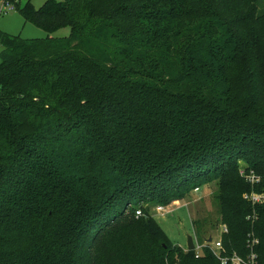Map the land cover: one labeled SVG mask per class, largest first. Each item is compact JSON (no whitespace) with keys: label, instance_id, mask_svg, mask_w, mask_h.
<instances>
[{"label":"trees","instance_id":"16d2710c","mask_svg":"<svg viewBox=\"0 0 264 264\" xmlns=\"http://www.w3.org/2000/svg\"><path fill=\"white\" fill-rule=\"evenodd\" d=\"M262 2L16 3L48 35L71 34L0 31V264H102L116 247L102 237L128 212L215 180L226 254L247 256L254 232L264 264V204L243 198L264 191ZM140 208L128 227L159 247L136 244L127 264H221L174 245Z\"/></svg>","mask_w":264,"mask_h":264},{"label":"rangeland","instance_id":"374dc122","mask_svg":"<svg viewBox=\"0 0 264 264\" xmlns=\"http://www.w3.org/2000/svg\"><path fill=\"white\" fill-rule=\"evenodd\" d=\"M7 1L11 2L12 0ZM29 1H31L35 9H40L46 0H16L20 7ZM56 1L63 2L65 0ZM260 10H264V2L260 5ZM4 11L5 0H0V31L10 35L20 36L22 39L29 40L45 39L49 36L52 38H67L71 34L70 28H64L52 35H48L32 23L26 22L18 9L9 13ZM1 51L2 48H0ZM248 164L244 160L238 162L241 177L251 185L248 179L252 176H258L250 171ZM258 178L260 180L259 184H262V178ZM219 186L220 182L218 180L210 183L204 182L199 187L188 190L181 200L176 197L168 201H166V198H161L138 205V209L135 212H128L125 218L122 219L121 225L124 226L122 229L118 231V228H116L113 232L107 233L105 237H102L105 240L101 244L109 242V247H116L110 251L112 257H108L107 260L102 257L103 261L101 263L127 264L131 256L130 250H134L137 247L136 244L143 249H152V252L159 247V244L151 240L142 228L128 227L130 221L138 222L141 220L144 210H140V207L144 206L147 207L151 215L177 247L186 250L187 247L185 245L187 246L189 236H193L194 239L196 238L201 242L200 237L196 233L197 221L204 222V228L201 230L203 231V237L217 239L221 232V226L224 225L220 221L219 202L216 198ZM124 236L125 238L122 239Z\"/></svg>","mask_w":264,"mask_h":264},{"label":"built area","instance_id":"2783aa9c","mask_svg":"<svg viewBox=\"0 0 264 264\" xmlns=\"http://www.w3.org/2000/svg\"><path fill=\"white\" fill-rule=\"evenodd\" d=\"M15 6L10 1H5V13L15 11ZM249 182L252 185H257L260 183V180L256 176H252L249 179ZM248 201L252 206L264 204V191L262 193L251 192L246 193L243 197ZM258 214L254 212L253 215L247 217V220L254 225L258 221ZM220 235L217 239L212 238V242L208 243L207 239H204L202 242L194 239V250L196 258H201L204 256L205 250H208L212 255L221 263V264H259L258 255L255 252V248L259 244V239L255 236L254 232H251L248 235L247 239V248L249 249V254L245 257L240 256L237 253L232 255L226 254L225 247L223 245V236L229 233V228L227 225L221 226ZM186 251H189L188 248Z\"/></svg>","mask_w":264,"mask_h":264},{"label":"water","instance_id":"95a60500","mask_svg":"<svg viewBox=\"0 0 264 264\" xmlns=\"http://www.w3.org/2000/svg\"><path fill=\"white\" fill-rule=\"evenodd\" d=\"M207 242L211 243L212 242V238H208ZM194 247H195L194 246V238H193V236H189L188 240H187V248H188L189 251H193Z\"/></svg>","mask_w":264,"mask_h":264},{"label":"crops","instance_id":"0c3cea01","mask_svg":"<svg viewBox=\"0 0 264 264\" xmlns=\"http://www.w3.org/2000/svg\"><path fill=\"white\" fill-rule=\"evenodd\" d=\"M11 3H12V4L15 6V8H16V3H17L16 0H15L14 2L11 1ZM15 10H16V9H15ZM4 12H5V11H4ZM0 48H1V47H0ZM185 247H187V246L185 245Z\"/></svg>","mask_w":264,"mask_h":264}]
</instances>
